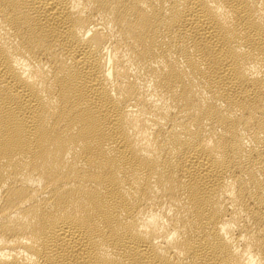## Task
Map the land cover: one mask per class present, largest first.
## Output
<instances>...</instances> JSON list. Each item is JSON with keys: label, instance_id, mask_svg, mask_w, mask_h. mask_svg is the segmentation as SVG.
<instances>
[{"label": "bare ground", "instance_id": "1", "mask_svg": "<svg viewBox=\"0 0 264 264\" xmlns=\"http://www.w3.org/2000/svg\"><path fill=\"white\" fill-rule=\"evenodd\" d=\"M0 264H264V0H0Z\"/></svg>", "mask_w": 264, "mask_h": 264}]
</instances>
